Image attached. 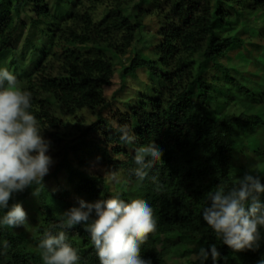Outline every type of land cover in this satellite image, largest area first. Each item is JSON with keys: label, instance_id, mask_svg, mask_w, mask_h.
I'll use <instances>...</instances> for the list:
<instances>
[{"label": "trees", "instance_id": "1", "mask_svg": "<svg viewBox=\"0 0 264 264\" xmlns=\"http://www.w3.org/2000/svg\"><path fill=\"white\" fill-rule=\"evenodd\" d=\"M136 1L2 0L0 4V61L12 54L11 44L21 29L22 11H33L32 23L40 43L50 41L45 46L30 42L35 49L32 70L24 69L19 61L9 67L12 71L5 68L20 84H30L33 74L51 56L45 52L47 46L54 48V54L69 43L82 47L78 53L64 59L67 76L51 78L47 86L53 94L50 100L67 103L72 114L98 106L97 121L87 129L77 125L74 129L81 133L75 134L74 130L67 129V125H60L51 118L32 97L31 111L40 122L41 132L48 135L45 140L53 141L62 149V159L54 177L66 174L68 180L76 184L79 194L93 202L111 197L125 202L147 201L153 209L157 231L141 246V256L151 264H171L168 257L178 248L199 255L201 247L209 250L207 260L199 256L196 261L183 264H214L210 254L213 244L220 252L215 264H259L264 259V228L260 229L262 239L258 250L236 253L217 239L204 222L202 213L210 205L209 192H215L218 185L227 192L237 187L243 177L234 166L242 153L236 136L239 138L241 134L264 127V103L259 99L258 90L233 77L220 62L231 51L246 46L245 40L235 32H223V26L264 11V0H140L139 6H151L163 17L160 39L155 54H136L129 60L125 69L128 76L138 78L139 72L144 70L152 75V79L145 83V91L134 104L128 102L129 110L115 127L107 116L114 105L89 88L95 81L102 89L113 86L114 64L109 62L101 47L103 44L110 47L134 44L136 34L143 29L144 9L137 13L138 23L124 18V12L126 6ZM4 6L16 15L14 26L5 21ZM100 6L106 9L102 19L96 22L94 15ZM233 15L234 21L231 20ZM80 63L84 68L76 72L81 69ZM213 63L225 71L223 78L230 81L238 95L255 104L259 111L257 115L220 119L212 115V96L219 91L205 77V70ZM198 76L203 93L194 101L188 88ZM122 125H127L130 134L136 136L134 143L126 144L120 140ZM154 142L162 150V161L148 170L149 176L140 182L133 173L137 167L135 150ZM257 154L264 163V149ZM96 159L108 167L110 174L124 172L127 190L113 191L108 179L82 171L86 164ZM254 174L264 183V166ZM152 177H156L155 182ZM49 179L44 178L42 184H34L24 192L14 194L10 206L20 203L23 208H29L28 223L17 228L0 225V264H43L42 250L38 247L40 241L45 233L55 235L61 230L66 233V242L77 250L80 264H99L86 225L58 227L66 219L64 212L76 206L50 194ZM130 192L135 193L136 198L130 197ZM261 199L264 202V195ZM5 211L0 209V218ZM160 232L168 236L178 233L177 243H164L161 247L157 239Z\"/></svg>", "mask_w": 264, "mask_h": 264}, {"label": "clouds", "instance_id": "2", "mask_svg": "<svg viewBox=\"0 0 264 264\" xmlns=\"http://www.w3.org/2000/svg\"><path fill=\"white\" fill-rule=\"evenodd\" d=\"M32 107V93L21 87L15 75L0 69V209L7 210L0 218V225L9 228L28 223V213L22 204L10 206L14 194L42 184L54 164L47 154L51 142L42 136ZM119 131L122 142H135L136 136L130 134L127 125L120 126ZM162 155L155 142L135 150L137 167L133 173L140 182L149 176L148 170L162 161ZM111 175L113 179L117 177V173ZM152 180L155 182L156 177ZM262 195L264 183L260 176L248 171L237 187L225 192L223 186L218 185L215 192L207 194L210 205L203 209V220L217 239L234 252L256 251L262 239L260 229L264 228ZM78 204L64 212L66 219L58 227L86 225L99 264H151L141 256V246L157 231L156 218L147 201L125 202L111 197L94 203L79 199ZM66 241L63 230L55 235L45 233L38 245L43 264H80L77 250ZM210 254L215 264L220 257L215 244L210 246ZM199 256L207 260L209 250L201 247ZM259 264H264V259Z\"/></svg>", "mask_w": 264, "mask_h": 264}, {"label": "rangeland", "instance_id": "3", "mask_svg": "<svg viewBox=\"0 0 264 264\" xmlns=\"http://www.w3.org/2000/svg\"><path fill=\"white\" fill-rule=\"evenodd\" d=\"M139 2L140 0H137L136 3L126 6L124 12V18L133 23H138L140 20L137 19V13L140 12L142 8L144 9L142 11L144 14L141 19L143 29L136 34L134 44L128 47H110L106 44H103L102 47L100 46L101 49L103 48L107 53L109 62L114 64L113 86L102 89V86H99L100 84L95 81L92 82V86L89 88L101 93L104 99L114 105L113 110L110 112L108 111L107 116L113 120L115 127H118V122L122 120L123 114L129 110L128 102L134 104L136 98L145 91V83H149L150 79H152V75L144 70L139 72L138 78L133 79L128 76L125 73V69L128 66L127 64L129 60L136 54L141 56L146 55V53L152 55L155 54V49L160 39L159 36L163 17L160 12L155 10V8H152L151 6H139ZM1 3L2 0H0V4ZM165 7H167L166 4ZM105 9V6H100L96 11L94 15L96 22H99L102 19ZM2 15L9 26H14L16 24V15L9 12V9L5 6ZM34 16L33 11L30 9L27 12L22 11L20 17L21 29L11 44L13 50L12 54L6 56L3 61H0V69L9 68L15 61H19L24 69L32 70L33 66L31 59L33 57L32 52L35 49L30 42H41L40 37L37 34V29L32 23ZM234 17L235 16L233 15L231 19L232 21H234ZM223 27V32H235L239 38L245 40L246 46L237 48L221 58V64L227 68L226 71H229L233 77L239 79L243 83L251 85L254 89L256 88L260 94L259 99L264 103V39H262V35H264V11H259L246 18L238 19L234 21V23H228ZM49 43L50 41H43L42 44H40L41 46H45ZM81 48V46L69 43L65 45V48L60 49L59 51L56 49L57 53L54 54V48L52 50L47 46L45 52H48L49 56H51L44 63L43 67L39 68L37 70L38 72L33 74V80L30 84L25 85L24 82L20 84L24 90L32 93V97L39 101V104L51 118L56 120L60 125H67V129L74 130L75 134L78 135H80L81 132H78L74 127L77 125L78 127L80 126L85 129L91 127L98 119L97 115L99 113V107L84 108L83 110L72 114V110H70L67 103L50 100L53 94H50L48 90L49 87L47 86V81L51 78L64 77L66 74L63 64L64 59H68L73 53H78ZM80 67L81 69H77L76 72L82 71L84 64L80 63ZM12 70L13 69L9 68V71ZM205 71H207L205 77H207L208 81L213 83L219 91L212 96L213 102L211 104L212 115L216 119L225 116L238 118L242 115H257L259 113L255 104L250 103L238 95V93L230 86V81L223 78L226 76L224 70L215 66V63H213L212 66ZM66 76L67 74L65 77ZM199 77L200 76H198L195 83L188 88V90L191 91L192 99L194 101L198 95L203 93L199 88V85L201 84ZM70 123H72V125H70ZM41 134L44 139L48 137L45 132H42ZM241 135L242 136L239 138L235 135L237 143L239 144L238 146H242V153L234 162V166L240 170V173L237 174H243L244 176L246 172L250 171L254 174L264 166V163L260 161L257 154L264 149V127H260L253 132ZM47 141L51 142L50 150L47 154L50 155L54 161L49 174L45 177H50L47 181V188L50 194L58 200H64L68 203L74 204L76 207L79 206V199H83L88 203H94L87 196L79 194L76 190V184L70 182L66 174H59L54 177L56 167L62 159L60 157V155H62V149L53 141L49 139H47ZM100 157L101 156L99 155L98 158L100 159ZM97 159L88 165L86 164L82 168V171L108 179L113 191L127 190V181L124 172L118 173L117 177L113 179L108 171V167ZM76 163L78 164L79 161ZM129 194L130 197L136 198L135 193L130 192ZM24 209L26 212L29 211V208L24 207ZM93 217H95V214H93ZM178 237V233L168 236L164 232H160L157 239L159 245L162 247L164 243H169L171 245L176 244ZM82 251H85V249ZM198 258L199 255L197 253H188L185 249L178 248L168 257V261L171 264H183L188 261H196Z\"/></svg>", "mask_w": 264, "mask_h": 264}]
</instances>
